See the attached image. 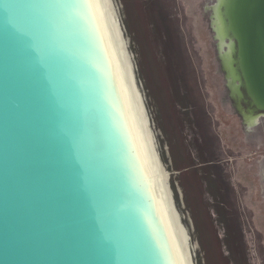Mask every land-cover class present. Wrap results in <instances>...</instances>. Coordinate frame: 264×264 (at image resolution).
Masks as SVG:
<instances>
[{"label":"water","instance_id":"water-1","mask_svg":"<svg viewBox=\"0 0 264 264\" xmlns=\"http://www.w3.org/2000/svg\"><path fill=\"white\" fill-rule=\"evenodd\" d=\"M206 8L263 120L264 0ZM0 264H259L174 0H0Z\"/></svg>","mask_w":264,"mask_h":264},{"label":"rangeland","instance_id":"rangeland-1","mask_svg":"<svg viewBox=\"0 0 264 264\" xmlns=\"http://www.w3.org/2000/svg\"><path fill=\"white\" fill-rule=\"evenodd\" d=\"M215 2L174 0L212 131L239 197L256 258L264 264V119L247 127L232 105L225 72L220 69L219 39L213 37L212 10L206 8Z\"/></svg>","mask_w":264,"mask_h":264},{"label":"bare ground","instance_id":"bare-ground-1","mask_svg":"<svg viewBox=\"0 0 264 264\" xmlns=\"http://www.w3.org/2000/svg\"><path fill=\"white\" fill-rule=\"evenodd\" d=\"M216 3V2H215ZM211 10H212V8H210ZM212 12V11H211ZM212 25V24H211ZM257 123V121L256 122H253V123H245L246 125H247V127H251V126H253V125H255Z\"/></svg>","mask_w":264,"mask_h":264}]
</instances>
